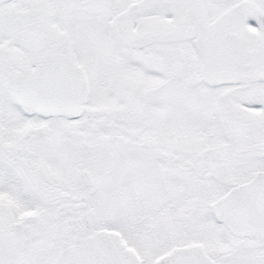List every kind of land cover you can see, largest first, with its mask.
Masks as SVG:
<instances>
[{"label": "snow or ice", "instance_id": "1", "mask_svg": "<svg viewBox=\"0 0 264 264\" xmlns=\"http://www.w3.org/2000/svg\"><path fill=\"white\" fill-rule=\"evenodd\" d=\"M0 264H264V0H0Z\"/></svg>", "mask_w": 264, "mask_h": 264}]
</instances>
